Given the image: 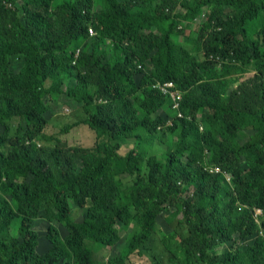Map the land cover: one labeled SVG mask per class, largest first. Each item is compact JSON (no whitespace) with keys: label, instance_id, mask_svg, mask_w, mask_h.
Returning a JSON list of instances; mask_svg holds the SVG:
<instances>
[{"label":"trees","instance_id":"16d2710c","mask_svg":"<svg viewBox=\"0 0 264 264\" xmlns=\"http://www.w3.org/2000/svg\"><path fill=\"white\" fill-rule=\"evenodd\" d=\"M204 12L190 46L178 42ZM168 82L183 96V117L157 87ZM63 93L83 103L96 147L61 138L75 124L46 133L50 97ZM256 209L264 0H0V264H100L97 250L120 242L121 224L133 231L107 264H129L170 211L187 227L164 236L174 264H264Z\"/></svg>","mask_w":264,"mask_h":264},{"label":"rangeland","instance_id":"374dc122","mask_svg":"<svg viewBox=\"0 0 264 264\" xmlns=\"http://www.w3.org/2000/svg\"><path fill=\"white\" fill-rule=\"evenodd\" d=\"M100 8V7H98ZM232 10L226 9L225 10V16L230 17L232 15ZM207 19V14L204 12L202 15H200L197 19L194 20L196 24H190L187 25L185 23V27L187 28V36L179 38L176 36V40L180 43L188 44V41L190 40V36L193 33L198 32L202 26L205 24L204 22ZM92 27H90L91 29ZM90 40H96V32L94 31V34L90 31ZM88 43V42H86ZM83 44L80 46L78 51H83L87 44ZM110 44L109 41L106 45L102 44L101 51L105 52L107 50H110ZM77 51V52H78ZM202 55H200L201 57ZM20 60L13 59V62L8 65V72L9 74H13L18 70ZM250 75H247V77H250ZM75 85V81L72 79L71 82H69L65 87L64 90L68 93L69 87H72ZM57 95H53L50 97V101L48 103L49 111L47 113V119H48V126L46 129V133L48 134H55L57 132L62 131L63 128L71 126L75 124V126L69 130L67 133L61 135V138L63 140H67L71 145L74 146H80V147H87V148H94L97 145V135L94 130L91 129L90 126L83 124L82 122L87 118V114L85 112L83 103H79L75 101L74 99L70 98L66 93L59 94L58 98H55ZM180 117V116H179ZM168 122H173L171 118H168ZM20 120L14 119L12 123V132L14 133L15 130L18 128ZM252 136V130L248 129L245 132L242 133V141H247ZM134 145H126L123 148V153L128 152L131 148H133ZM206 168L211 169L212 165L210 163L209 158L206 160ZM78 170V169H77ZM76 170V171H77ZM229 183L232 182V175L230 176V180L227 179ZM127 183H130L131 180H126ZM263 213L256 216V219L260 221V224L262 222V218L264 216V209ZM75 216L78 218L83 216V212L79 211L77 207L74 208ZM40 227L39 230L41 232H46L47 227L45 225V219H39L37 220ZM187 230V227L185 224L180 223V218L178 216H175V211H170L169 213H165L162 215L159 219L158 227H157V233H156V240L150 244V248L148 251L143 254V256L133 254L128 259L129 264H174V258L172 254H169V247L170 244L167 245L164 243V236L166 234L172 233V232H182ZM120 231H121V240L120 242L114 246V247H100V249L96 252V258L100 264H107L108 259L110 257H113L115 255H123L124 247L126 245V242L130 238V234L133 231V225H120ZM262 234L263 231H262ZM44 236V235H43ZM158 239L161 241L160 246L158 244ZM240 241V240H239ZM254 242V238H251L246 241H241L240 244H244L247 246L249 243ZM157 245L158 249L154 250V246ZM222 245H225V243H222ZM40 252H45L47 250V245L44 241L40 244Z\"/></svg>","mask_w":264,"mask_h":264},{"label":"built area","instance_id":"2783aa9c","mask_svg":"<svg viewBox=\"0 0 264 264\" xmlns=\"http://www.w3.org/2000/svg\"><path fill=\"white\" fill-rule=\"evenodd\" d=\"M91 33L94 34V30L93 28H91ZM157 87H161V89L163 90L164 93H171L173 95V99H174V108L178 111V114L180 117H183V113L180 111V103L183 99V96L181 94V92H179V90L176 89V85L175 83L173 82H168V83H165L163 85H157ZM202 130H203V127H201ZM213 172L216 171V172H220L221 170L219 169H214L212 170ZM226 177L228 180H230V174H227L225 173ZM263 213V210L262 209H256V214H255V217L262 214ZM257 222L260 223V221H258L257 219Z\"/></svg>","mask_w":264,"mask_h":264},{"label":"clouds","instance_id":"9594fccd","mask_svg":"<svg viewBox=\"0 0 264 264\" xmlns=\"http://www.w3.org/2000/svg\"><path fill=\"white\" fill-rule=\"evenodd\" d=\"M91 30V29H90ZM94 30V29H93Z\"/></svg>","mask_w":264,"mask_h":264}]
</instances>
